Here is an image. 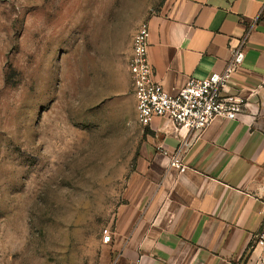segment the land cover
<instances>
[{"label":"rangeland","instance_id":"374dc122","mask_svg":"<svg viewBox=\"0 0 264 264\" xmlns=\"http://www.w3.org/2000/svg\"><path fill=\"white\" fill-rule=\"evenodd\" d=\"M162 2L0 0V264H118L131 40Z\"/></svg>","mask_w":264,"mask_h":264},{"label":"crops","instance_id":"0c3cea01","mask_svg":"<svg viewBox=\"0 0 264 264\" xmlns=\"http://www.w3.org/2000/svg\"><path fill=\"white\" fill-rule=\"evenodd\" d=\"M148 25L153 78L170 94L190 79L222 71L247 35L244 63L231 84L247 109L188 137L164 119L140 125L114 234L115 259L258 264L264 259V246L256 244L264 228V0H163ZM135 114L137 120L136 100ZM183 138L186 170L179 172L170 162Z\"/></svg>","mask_w":264,"mask_h":264},{"label":"built area","instance_id":"2783aa9c","mask_svg":"<svg viewBox=\"0 0 264 264\" xmlns=\"http://www.w3.org/2000/svg\"><path fill=\"white\" fill-rule=\"evenodd\" d=\"M247 38L246 35L231 50L230 59L222 71L214 72L205 79H190L177 94H170L153 78L148 57L149 25L142 24L133 37L128 65L138 123L148 127L155 118L164 119L173 123L179 131H186L188 137L204 131L216 118L236 120L247 109V104L243 97L231 92V84L244 63ZM186 139L183 138L171 155L170 167L179 172L186 170L183 162ZM111 238V231L105 229L103 244H109ZM256 244L264 246V228L256 235ZM258 264H264V259Z\"/></svg>","mask_w":264,"mask_h":264}]
</instances>
